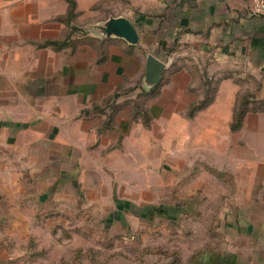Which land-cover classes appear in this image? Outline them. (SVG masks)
Segmentation results:
<instances>
[{
  "label": "crops",
  "instance_id": "1",
  "mask_svg": "<svg viewBox=\"0 0 264 264\" xmlns=\"http://www.w3.org/2000/svg\"><path fill=\"white\" fill-rule=\"evenodd\" d=\"M251 1L0 0V172L14 177L0 188L22 186L25 166L40 199L74 192L83 203L81 173L124 170L119 157H134V171L135 156L150 171L152 146L166 154L168 138L206 140L249 169L227 225L237 264H264V19L249 15ZM119 16L136 43L102 29ZM149 54L166 63L156 86ZM242 92L253 94L234 129ZM191 119L194 135L171 126Z\"/></svg>",
  "mask_w": 264,
  "mask_h": 264
},
{
  "label": "rangeland",
  "instance_id": "2",
  "mask_svg": "<svg viewBox=\"0 0 264 264\" xmlns=\"http://www.w3.org/2000/svg\"><path fill=\"white\" fill-rule=\"evenodd\" d=\"M171 126L194 135V119ZM196 143L168 138L166 154L152 146L150 171L143 170L147 157L135 156L142 162L134 171L125 170L134 157H119L124 170L81 173L83 203L74 192L40 199L24 166L22 186L0 188V264H197L216 250L234 253L238 263L236 225H227L236 222L238 204L227 202L239 200L236 183L249 169L238 170L237 151L215 155L206 140ZM0 180L14 177L0 172Z\"/></svg>",
  "mask_w": 264,
  "mask_h": 264
},
{
  "label": "water",
  "instance_id": "3",
  "mask_svg": "<svg viewBox=\"0 0 264 264\" xmlns=\"http://www.w3.org/2000/svg\"><path fill=\"white\" fill-rule=\"evenodd\" d=\"M102 29L108 34L124 37L131 43H136L139 39L138 31L133 23L123 16L110 17L102 25ZM166 63L154 54H149L147 57V80L156 86L160 83Z\"/></svg>",
  "mask_w": 264,
  "mask_h": 264
},
{
  "label": "trees",
  "instance_id": "4",
  "mask_svg": "<svg viewBox=\"0 0 264 264\" xmlns=\"http://www.w3.org/2000/svg\"><path fill=\"white\" fill-rule=\"evenodd\" d=\"M252 94L247 92L242 97L240 96V100L238 103L242 106H236L234 108V123L232 127L234 129L238 128L241 124V119L247 110V108L244 107L245 104H248L251 100ZM237 103V104H238ZM208 258H203L200 261L197 262V264H237V256L234 253H231L230 251H214L210 254H207Z\"/></svg>",
  "mask_w": 264,
  "mask_h": 264
},
{
  "label": "built area",
  "instance_id": "5",
  "mask_svg": "<svg viewBox=\"0 0 264 264\" xmlns=\"http://www.w3.org/2000/svg\"><path fill=\"white\" fill-rule=\"evenodd\" d=\"M249 15L262 16L264 19V0H252L249 8Z\"/></svg>",
  "mask_w": 264,
  "mask_h": 264
}]
</instances>
